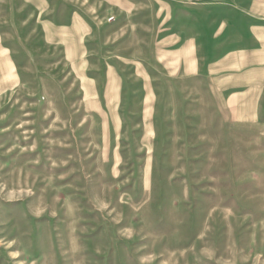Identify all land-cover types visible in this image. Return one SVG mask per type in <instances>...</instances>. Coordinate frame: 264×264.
<instances>
[{
    "label": "rangeland",
    "instance_id": "rangeland-1",
    "mask_svg": "<svg viewBox=\"0 0 264 264\" xmlns=\"http://www.w3.org/2000/svg\"><path fill=\"white\" fill-rule=\"evenodd\" d=\"M0 264H264V0H0Z\"/></svg>",
    "mask_w": 264,
    "mask_h": 264
}]
</instances>
